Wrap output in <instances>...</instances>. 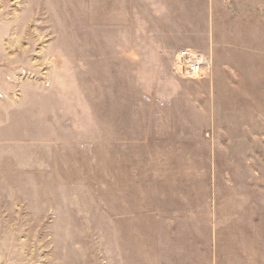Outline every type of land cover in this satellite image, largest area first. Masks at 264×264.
<instances>
[{
	"label": "rangeland",
	"instance_id": "374dc122",
	"mask_svg": "<svg viewBox=\"0 0 264 264\" xmlns=\"http://www.w3.org/2000/svg\"><path fill=\"white\" fill-rule=\"evenodd\" d=\"M104 32L97 0H0V264H264V0L218 1L178 90Z\"/></svg>",
	"mask_w": 264,
	"mask_h": 264
},
{
	"label": "crops",
	"instance_id": "0c3cea01",
	"mask_svg": "<svg viewBox=\"0 0 264 264\" xmlns=\"http://www.w3.org/2000/svg\"><path fill=\"white\" fill-rule=\"evenodd\" d=\"M218 1L97 0L99 25L105 28L99 36V59L115 68L168 65L166 84L178 90L184 83L172 72L173 55L178 49L193 48L212 56L210 35ZM204 83L213 84L211 79Z\"/></svg>",
	"mask_w": 264,
	"mask_h": 264
},
{
	"label": "built area",
	"instance_id": "2783aa9c",
	"mask_svg": "<svg viewBox=\"0 0 264 264\" xmlns=\"http://www.w3.org/2000/svg\"><path fill=\"white\" fill-rule=\"evenodd\" d=\"M212 67V56L199 49L181 48L173 55L172 72L180 79H204Z\"/></svg>",
	"mask_w": 264,
	"mask_h": 264
}]
</instances>
